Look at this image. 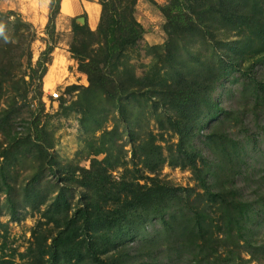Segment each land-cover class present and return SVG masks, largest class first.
<instances>
[{
  "label": "trees",
  "instance_id": "obj_1",
  "mask_svg": "<svg viewBox=\"0 0 264 264\" xmlns=\"http://www.w3.org/2000/svg\"><path fill=\"white\" fill-rule=\"evenodd\" d=\"M51 1L49 26L55 22L61 8V0ZM137 1L99 0L102 13L96 31L91 30L87 22L73 23L70 52L79 64V71L86 74L90 82V87L85 89L89 99L79 111L82 126L88 129L91 121L97 122L102 114L112 110L130 131L135 149L141 150L147 161H160L146 166L152 175H157L168 159L152 141L153 137L150 141H141L137 147L140 133L135 130L145 120L155 121L162 130H173L179 141L170 149L169 163L192 170L203 191L197 197L207 198L217 208L218 221L213 219L208 207L202 210L200 204L192 203L194 190L175 188L158 177H148L150 186L122 182L114 185L119 189L114 193L109 169L101 168L106 161L93 160L90 169L71 168L63 173L48 147L37 139H22L17 135L8 137L5 143L0 142V194L8 196L13 218L17 212L13 196L23 191L24 206H47L45 216L54 223L57 234L51 245L45 234L35 236L41 264L46 262V256L50 264H84L86 261L114 264L108 258L110 252L120 254L123 238L132 239L141 234L146 228L144 218H159L162 232L170 236H175L184 223L189 240L186 244L193 248L195 255H209L210 251L217 254L215 245L219 242L225 246L232 243L236 249L244 248L253 257L264 255V244L251 243L245 238L248 206L238 202L234 195L216 193L210 187L197 163L201 154L194 145L193 131V123L203 116L224 114L215 94L223 80L237 70L240 60L248 63L264 58V0H169L161 8L166 21V42L146 47L145 56L150 63L141 65L144 70L141 76L133 54H138V63L142 59L140 48L146 30L135 17ZM48 34L54 37L50 31ZM53 51L49 46L42 54L38 62L43 75L40 77L47 73ZM25 57L30 59L29 51L15 53L12 48L0 46V101L8 87L12 84L17 87L8 108L0 112V132L4 134L7 128H13L15 104L18 98L23 99L17 72ZM137 107L149 110L148 119L135 113ZM148 134L151 136V132ZM23 146L30 151L34 148L38 153L39 159L34 162L43 159L44 163L39 168L40 174L20 188L16 181H11L9 161L18 162L20 155L27 156L20 154ZM108 152L107 149L96 150L94 155ZM31 163L33 165V161ZM48 171L54 182L50 179L52 190L44 193L40 182ZM74 183L86 191L74 208V214L70 215L73 208L68 198ZM122 191L127 192L126 195ZM55 193L57 195L50 200L49 195ZM111 202L115 207L108 209L106 206ZM175 207L183 211L180 218L174 215ZM33 252L35 250L30 248L22 259ZM0 264L16 263L0 255Z\"/></svg>",
  "mask_w": 264,
  "mask_h": 264
},
{
  "label": "rangeland",
  "instance_id": "obj_2",
  "mask_svg": "<svg viewBox=\"0 0 264 264\" xmlns=\"http://www.w3.org/2000/svg\"><path fill=\"white\" fill-rule=\"evenodd\" d=\"M41 1L0 0V46L12 48L15 53L29 51L31 54L30 59L25 57L22 60V68L17 72L18 82L21 84L19 88L22 91L20 95H23V99L18 98L15 104L13 128H7L5 134L0 132V142L5 143L8 137L13 138L16 135L22 139L29 137L33 141L37 139L50 149L52 157L58 162L63 173L64 170L71 171V168L90 169L93 160L106 161L101 168L109 169L114 193L119 191L114 185L122 182L150 186L148 177H158L175 188L194 190L192 203L200 204L202 210L208 207L213 219L218 221L220 212L217 208L207 198L197 197L203 191L192 170L171 166L169 163L170 149L179 141V136L173 130L167 128L162 130L153 120L143 121L135 130L140 133L137 136L139 139L137 147L141 141L145 139L150 141L153 137L152 141L160 147L163 156L168 159L158 170L157 175H152L146 166L149 163L156 165L160 161L152 159L147 161L143 152L135 149L131 144L130 131L112 110L108 114H102L97 122L91 121L88 129L82 126L79 111L89 99L85 95V89L90 87V82L88 76L79 71V64L72 58L70 48L74 39L73 23L74 21L79 23L80 19L85 20L86 14L79 18L66 19L59 13L55 22L49 26L52 1L50 0L47 6L45 22H42ZM153 1L155 4L149 0H138L136 6L135 17L146 30L140 48L142 59L137 63L138 54H133V62L139 66L140 76L144 73L141 65L150 63L145 56L146 47L163 45L166 42L164 32L166 21L161 8L169 0ZM49 31L54 37L49 36ZM49 46L54 49L52 62L47 66L45 76L40 77L42 70H39L38 62ZM50 71L53 72V78L51 84H48L46 77ZM16 89L13 84L7 88L5 92L7 94L0 101V112L8 108L17 94ZM57 90L61 92L62 98L55 101L52 94ZM215 99L225 110L224 114L205 115L200 121L193 123L194 145L201 154L197 163L214 192L234 195L238 202L248 206L245 238L251 243L262 245L264 244V58L248 63L241 59L237 70L223 80L217 89ZM134 111L148 119V109L144 111L137 107ZM99 123L102 125L100 128H98ZM148 132H151V136ZM106 149L109 151L108 154L94 155L96 150ZM20 154L27 156L22 158L20 155L18 162L10 160L9 165L11 181H16L21 188L26 187L34 176L40 174L39 168L44 160L34 162L39 159L34 148L30 151L23 146ZM179 163L184 161L179 160ZM50 173V171L46 172L40 182V189L44 193L52 190ZM51 181L54 182V179ZM71 187L68 199L73 208L70 215H73L74 208H77L81 195L86 190L75 183ZM121 193L126 195L127 192ZM56 195L57 193L49 195V199H53ZM0 196V255L16 264H41L36 251L35 236L45 234L47 243L51 245L52 239L57 234L54 223L45 216L47 206H24L23 191L13 196L17 207L16 218H13L8 196L5 193H1ZM106 207L113 209L115 206L111 202ZM181 212L183 211L179 207L174 208L176 217L180 218ZM144 221L145 230L132 239L123 238L121 243L124 247L121 248V253L111 251L108 256L110 262L114 264H264V255L258 254L253 257L244 248H234L232 243L225 246L219 242L215 245L217 254L210 251L209 255L205 253L195 255L196 253L192 252L193 248L186 244L189 240L184 231L186 227L184 223H181V228L176 230L175 236H170L169 233L162 232L163 226L159 218L156 220L144 218ZM178 232L179 236H176ZM241 244L244 245L243 242ZM30 248L35 252L23 260L21 256L26 255ZM233 251L235 252L232 253ZM48 259L46 256L44 264H50ZM84 264L90 263L86 261Z\"/></svg>",
  "mask_w": 264,
  "mask_h": 264
},
{
  "label": "crops",
  "instance_id": "obj_3",
  "mask_svg": "<svg viewBox=\"0 0 264 264\" xmlns=\"http://www.w3.org/2000/svg\"><path fill=\"white\" fill-rule=\"evenodd\" d=\"M48 0V4H49ZM47 4V6H48ZM42 13V12H41ZM47 13V12H46ZM102 7L99 0H61L60 16L66 19L79 18L86 14V19L81 24L88 23L91 30L95 31L100 23ZM43 14V13H42ZM46 15L42 22H45ZM86 21V22H85Z\"/></svg>",
  "mask_w": 264,
  "mask_h": 264
},
{
  "label": "bare ground",
  "instance_id": "obj_4",
  "mask_svg": "<svg viewBox=\"0 0 264 264\" xmlns=\"http://www.w3.org/2000/svg\"><path fill=\"white\" fill-rule=\"evenodd\" d=\"M47 4H48V0H42L41 1V12L43 13L44 17L46 15L47 12ZM82 23V22H81ZM58 67V66H57ZM52 78H53V72L50 71L49 74L47 75L46 79H47V83L51 84L52 82Z\"/></svg>",
  "mask_w": 264,
  "mask_h": 264
},
{
  "label": "built area",
  "instance_id": "obj_5",
  "mask_svg": "<svg viewBox=\"0 0 264 264\" xmlns=\"http://www.w3.org/2000/svg\"><path fill=\"white\" fill-rule=\"evenodd\" d=\"M52 96H53V99L55 100V101H57V100H61V98H62V94H61V92L60 91H55L53 94H52Z\"/></svg>",
  "mask_w": 264,
  "mask_h": 264
},
{
  "label": "water",
  "instance_id": "obj_6",
  "mask_svg": "<svg viewBox=\"0 0 264 264\" xmlns=\"http://www.w3.org/2000/svg\"><path fill=\"white\" fill-rule=\"evenodd\" d=\"M79 21H80L79 23L81 24V21H84V19H80Z\"/></svg>",
  "mask_w": 264,
  "mask_h": 264
}]
</instances>
